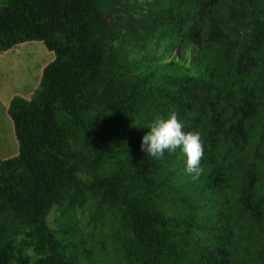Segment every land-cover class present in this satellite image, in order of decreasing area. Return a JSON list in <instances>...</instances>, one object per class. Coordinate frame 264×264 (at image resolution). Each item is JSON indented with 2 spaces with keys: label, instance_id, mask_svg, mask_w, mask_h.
Here are the masks:
<instances>
[{
  "label": "trees",
  "instance_id": "16d2710c",
  "mask_svg": "<svg viewBox=\"0 0 264 264\" xmlns=\"http://www.w3.org/2000/svg\"><path fill=\"white\" fill-rule=\"evenodd\" d=\"M34 41L55 58L7 108L0 264H264V0H0V55ZM170 112L198 176L141 150Z\"/></svg>",
  "mask_w": 264,
  "mask_h": 264
},
{
  "label": "rangeland",
  "instance_id": "374dc122",
  "mask_svg": "<svg viewBox=\"0 0 264 264\" xmlns=\"http://www.w3.org/2000/svg\"><path fill=\"white\" fill-rule=\"evenodd\" d=\"M107 19L111 25L116 21L115 17L110 14H107ZM183 50L184 48L180 46L177 52L181 58L186 59L187 53L183 55L181 53ZM54 58V53H51L40 41L26 42L0 56V160L16 156L19 153L13 123L7 114L11 99L16 95L25 98L33 96L41 83L43 69ZM193 59L195 60L196 57L194 56ZM88 172L90 173V171ZM84 174H87V177L89 176L88 173ZM81 211L82 209L75 213V220L79 221L82 228L88 225L92 229L93 224L90 218ZM53 219L54 217H52V221ZM247 239L254 241L255 235L248 233ZM95 249L97 250L96 247ZM108 256L110 259L109 264H116L109 251ZM99 262L106 264L104 259Z\"/></svg>",
  "mask_w": 264,
  "mask_h": 264
},
{
  "label": "clouds",
  "instance_id": "9594fccd",
  "mask_svg": "<svg viewBox=\"0 0 264 264\" xmlns=\"http://www.w3.org/2000/svg\"><path fill=\"white\" fill-rule=\"evenodd\" d=\"M184 128L175 112L156 117L141 138V150L155 159H161L165 152L179 149L184 157L185 171L189 175L198 176L204 155L202 137L199 132L185 131Z\"/></svg>",
  "mask_w": 264,
  "mask_h": 264
},
{
  "label": "crops",
  "instance_id": "0c3cea01",
  "mask_svg": "<svg viewBox=\"0 0 264 264\" xmlns=\"http://www.w3.org/2000/svg\"><path fill=\"white\" fill-rule=\"evenodd\" d=\"M1 56V55H0Z\"/></svg>",
  "mask_w": 264,
  "mask_h": 264
}]
</instances>
